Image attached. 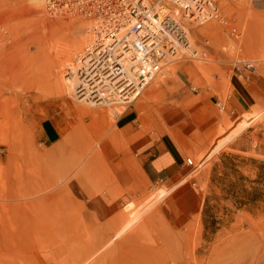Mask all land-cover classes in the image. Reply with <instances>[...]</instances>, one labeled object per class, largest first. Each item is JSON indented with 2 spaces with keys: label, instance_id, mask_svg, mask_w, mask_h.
<instances>
[{
  "label": "rangeland",
  "instance_id": "rangeland-1",
  "mask_svg": "<svg viewBox=\"0 0 264 264\" xmlns=\"http://www.w3.org/2000/svg\"><path fill=\"white\" fill-rule=\"evenodd\" d=\"M222 5L229 22H186L190 51L110 114L63 88L71 51L76 69L94 44L88 21L0 0V264H264V0ZM47 118L61 138L45 146ZM155 123L202 162L195 202L145 179L133 145Z\"/></svg>",
  "mask_w": 264,
  "mask_h": 264
},
{
  "label": "built area",
  "instance_id": "built-area-1",
  "mask_svg": "<svg viewBox=\"0 0 264 264\" xmlns=\"http://www.w3.org/2000/svg\"><path fill=\"white\" fill-rule=\"evenodd\" d=\"M235 2L238 0H227ZM46 10L54 15H80L90 26L88 32L94 43L110 38L106 52H100L87 43L84 58L78 69L88 82L99 81L102 74L117 70L125 81L143 89L177 55L180 44L187 39L185 23L203 24L215 20L229 22L222 0H43ZM120 53V55H116ZM130 54L127 56V54ZM116 57V59H115ZM253 66L236 62L234 68L243 79L244 69ZM132 87V88H133ZM191 89L195 88L191 86ZM126 96V94H124ZM121 97L111 99L113 104L124 105ZM96 99V98H95ZM100 100V99H99ZM126 101L127 98H122ZM131 102V101H130ZM128 102V103H130ZM186 164L198 169L202 162L194 163L190 157Z\"/></svg>",
  "mask_w": 264,
  "mask_h": 264
},
{
  "label": "crops",
  "instance_id": "crops-1",
  "mask_svg": "<svg viewBox=\"0 0 264 264\" xmlns=\"http://www.w3.org/2000/svg\"><path fill=\"white\" fill-rule=\"evenodd\" d=\"M241 93L244 94L241 95L237 92L235 96L242 109L252 103L254 104L253 95L248 94L246 91ZM134 114V111H128L118 118L121 128L136 120V117H133ZM38 134L40 143L45 146L51 145L61 138L57 125L51 118L43 121L38 129ZM133 150L134 154L138 156L142 173L147 182L171 189V192L183 197V199L190 197L193 202L197 200V189L190 186V184L195 185L196 181L195 179L187 180L190 176L189 165L186 164L187 157L172 130L155 123L153 130L144 133L134 142ZM80 177H83V174L77 173L73 176L76 179Z\"/></svg>",
  "mask_w": 264,
  "mask_h": 264
},
{
  "label": "bare ground",
  "instance_id": "bare-ground-1",
  "mask_svg": "<svg viewBox=\"0 0 264 264\" xmlns=\"http://www.w3.org/2000/svg\"><path fill=\"white\" fill-rule=\"evenodd\" d=\"M184 27H185L184 35H185L187 40L180 45L182 46L183 49H185V51H190V47L193 45H192L191 41L188 40V33H187L188 31L186 29L187 26L184 25ZM112 41L113 40H111L110 38L104 37L103 39L98 40L97 43L92 44V48L94 46L95 48H93V49L98 48L100 52H106L109 49V46L112 43ZM7 43H8V41H7ZM78 48L76 51L77 53L80 51V49H78ZM182 48L178 49L177 54H179L181 51H183ZM69 49H71V48H69ZM185 51H183V52H185ZM71 53H72V56H70L69 58L67 57L68 58V69H69V70L67 69V71H68L69 76L65 75V78H63L64 79L63 88H64V91L66 93L73 91V93L76 95L78 102L88 104L89 106H96V105H103L104 106L105 105V106L109 107V106H111V104L114 103L111 101V99L116 100L117 97H121L120 98L121 102L128 103L130 101L135 100L136 97L139 95L141 89L138 88L135 90V87H133L127 81H125L123 79L124 77L122 75H120V72H117V70H114L112 72L103 73L101 76L102 78L99 81H96V80L92 81L93 83L88 82L87 79L85 78V76L83 75L84 72H82V78L80 80L78 78L77 79L78 81H76V83L74 85H72L74 78H77L76 71L79 72V70H77L78 68L75 69L76 66H75L74 59H75L76 55L74 53V50H72ZM192 54L194 56H198L199 53H198V51H196V52H192ZM128 55H130V54L128 53L127 56ZM84 56L85 55L83 53L82 56L80 57L79 65L82 61H84L83 60ZM115 59H116V57H115ZM164 64H166V63H164ZM111 73H114V74L112 76H109ZM70 89L72 91H69ZM124 94H126V96ZM122 98H127V100L122 101L121 100ZM109 108H110L109 109L110 114L115 113V111L113 109H111V107H109ZM101 110L105 113V108L102 107ZM246 125H248V122H245V123L243 122V123H241L240 126L235 127L236 128V129H234L235 133L238 132L240 129L242 130V128L245 127ZM237 134L238 133H236V135ZM234 135H233V137H235ZM233 137H231V138H233ZM230 141H231V139H230ZM215 145H216V147H215V149H212L211 153L213 151H215L219 146L217 143Z\"/></svg>",
  "mask_w": 264,
  "mask_h": 264
}]
</instances>
